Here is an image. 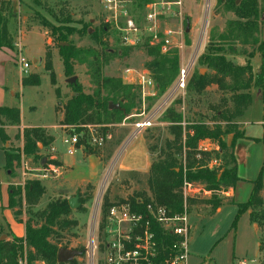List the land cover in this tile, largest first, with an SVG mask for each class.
<instances>
[{
	"label": "rangeland",
	"instance_id": "374dc122",
	"mask_svg": "<svg viewBox=\"0 0 264 264\" xmlns=\"http://www.w3.org/2000/svg\"><path fill=\"white\" fill-rule=\"evenodd\" d=\"M239 1L237 0L238 3ZM17 2L16 10L14 8L16 20L12 18L10 21L11 32L14 34L15 44H21L22 54L30 63L29 74H39L41 83L22 85L20 69L16 62L18 51L15 48L14 73L12 84L9 85L8 99L21 111L19 125L42 127L54 140L47 146L38 142L37 154H24V141L20 136L22 128L5 122V127L7 125L10 127L9 133L5 132L7 141L4 142L0 137V204L6 201L8 204L9 193L5 184L10 181H14L12 185L16 187H24L28 181L38 179L46 189L38 208L45 207L51 200L63 199V196H68L65 198L69 202L79 195L78 208L70 207L71 212L67 216V219L77 221V225L71 230L59 231L54 241L60 248L82 251L80 256L73 258L77 264H92L93 255L90 254L92 243L98 246L102 240L98 223L100 224L104 195L108 194L107 197L111 201L118 202L120 199L126 201L138 193L150 194L147 185L150 167L153 161L159 158L160 148L167 140L173 139L169 131V127L175 123L172 120L173 115L180 117L176 124L182 128L184 148L181 159L185 171L189 151L186 146L187 136L194 135L190 127L197 123H204L210 127L216 124L225 126V122H221L217 114L223 110L224 99H229L230 93H224L215 83L200 92L190 90L188 86L184 92L172 93L176 80L166 93H160L159 84L155 79L156 70L150 67L152 62L158 61L160 56L172 59L173 55L178 54L179 70L183 64L192 62L189 76L191 81L198 72L202 75L213 72L200 63L202 55L210 45H213L224 49L227 59L242 65L247 61V56H244L243 52L249 54L255 51L256 56L252 59L253 70L256 72L263 66L264 77V57H261L258 51V44L264 39V16L262 15L263 32L257 34L256 44L245 45L236 41H221V35L227 32L229 21L236 16L228 11L220 0H136L138 7L139 3L146 5L157 3L155 26L158 38L152 40L145 34L139 46L126 47L121 43L116 26L104 21V11L99 0H17ZM177 2L180 4H176ZM138 7L134 8V13L144 21L148 9L140 10L141 6L140 9ZM68 17L72 21L70 26L75 28L76 32L82 31L84 27L88 28L87 34L79 35L75 32L69 37L77 48L94 49L101 54H104L106 47L111 51H117L103 66L102 76L131 86L135 95L129 101L119 98L113 102L110 97L109 102L120 103L124 111V105L133 107L123 116L116 114L110 116L108 122L87 126L85 142L79 141L72 154L68 152L70 145L64 141L74 134L70 132V128L59 124L63 105L72 94L68 86L71 82L70 78L64 75L58 46L42 25L44 20L60 25L57 21H66ZM102 24L109 25L107 33L103 35L105 45L93 41L90 37V34L100 29ZM230 44L232 45L229 46ZM164 45L168 50H163ZM156 46L160 47L158 55L150 53ZM33 59H37V62L34 63ZM48 60L52 64L58 86L62 91L60 98L56 93L57 86L51 83L49 71L45 70ZM75 70L76 75L73 77L83 85L84 91L93 92L95 83L86 66L77 63ZM143 74L153 81V86L144 88L140 85L138 77ZM12 90L17 92L14 97ZM250 93L252 102L244 115L236 121L241 124L243 136L235 140L233 134L223 137L228 146L233 145L238 175L241 178L237 188L223 193V205L213 212L211 206L199 203L211 197L210 191L205 192L204 185L195 182L188 191L187 196L197 202L187 205L190 233L186 264H239L241 261L245 264H261L262 251L259 250V245L264 243V230L257 223H252L249 215L251 209L238 217L236 205L237 202L247 200L252 182L259 176L264 165V97L263 93L259 94L256 87H253ZM169 95L171 96L168 97ZM156 110L158 111L152 126L141 131L137 137L131 138L133 122ZM196 149L209 153L221 151L217 143L208 139L199 140ZM6 150L20 155V162H15L9 169L5 167ZM36 157H46L47 162L42 165L43 158L40 160ZM60 163L67 166L68 170ZM221 164V158L214 157L207 165L209 169H219ZM89 197L91 199L87 202L83 201ZM232 198H235V203H228ZM29 209L24 201L21 206L16 207L17 211H21L20 217L24 220L31 217ZM41 210L34 207L31 212ZM2 215L3 210L0 209V221ZM15 221L19 223L16 219ZM0 226L3 227L1 222ZM5 230H7L5 227L0 228L1 239L6 238ZM103 258V253L96 251L94 263L101 264ZM19 264H27L24 250L20 252ZM35 264L46 263L37 261Z\"/></svg>",
	"mask_w": 264,
	"mask_h": 264
},
{
	"label": "trees",
	"instance_id": "16d2710c",
	"mask_svg": "<svg viewBox=\"0 0 264 264\" xmlns=\"http://www.w3.org/2000/svg\"><path fill=\"white\" fill-rule=\"evenodd\" d=\"M220 2L236 16L235 19L229 21L227 32L221 35V41H236L245 45H255L257 34L263 32L264 0H240L239 3L237 0H220ZM0 4V48L8 47L14 49V34L11 32L10 27L11 19L16 17L13 3L12 0H0ZM139 4L141 9L139 8L140 6L137 7L140 10L146 9L145 3ZM57 22L60 25L44 20L42 25L60 50L59 54L63 64L64 75L67 78L75 76V66L78 63L86 66L88 74L95 83V89L91 93H86L83 85L78 80L75 83L68 84L72 94L63 105L62 118L59 122L60 125L70 128V132L78 135L79 141L83 142L86 140L87 126L108 122L109 117L116 114L123 116L133 107L132 105H124L125 111L124 109L110 110V97H112L113 102H116L119 98L129 101L135 95L131 86L102 76L103 66L110 56L117 51H111L106 47L104 54H101L94 49H79L69 40V37L76 32L75 28L70 26L72 23L70 17L66 21L58 20ZM108 28V24H102L100 29L90 34V37L93 41L105 45L103 35L107 33ZM87 29V27H84L82 31L76 33L79 35L87 34ZM159 49L160 47L156 46L150 50V53L158 55ZM258 51L260 56L264 57V39L258 44ZM243 55L247 56V61L244 65L227 59L225 50L213 45H210L204 55H202L200 58L201 65L212 69L213 72L204 75L198 72L192 77L191 81H188L187 88L189 86L190 90L200 92L208 85L215 83L224 93H230L229 99H224L223 110H220L221 113L217 114L218 119L221 122H225V126L216 124L210 127L204 123H197L190 127L193 129L194 135L187 136L186 146L189 151L187 152V169L185 171L181 159L184 148L182 128L176 124L180 117L173 115L172 120L175 123L169 127L173 139L167 140L164 146L160 148L159 158L153 161L150 167L147 179L150 194L142 192L127 199L134 210L145 211L148 204L156 203L168 208L173 214L183 213L185 205L183 183L185 180L189 183H200L204 185L206 191H210L211 197L199 203L211 206L212 212L223 205V193L237 188L241 178L238 175L237 162L232 150L233 145L231 147L228 146L223 137L233 134L235 140V138L243 136L236 122L237 118L244 115L252 102L250 90L256 87L263 91L264 86L263 66L260 67L259 72H254L253 70L252 59L256 56L255 51L249 54L243 52ZM172 57V59H167L165 56H160V59L152 62L150 66L156 70L155 79L159 84L160 93L163 94L173 85L179 73L178 54ZM45 70L49 71L51 83L57 86L56 93L60 98L62 91L60 86H58L55 72L49 60L46 61ZM21 83L23 86L40 85L41 77L39 74H28L22 77ZM5 122L19 125L21 123L20 109L18 107H0V137L4 142L7 141V135L3 129ZM20 136L24 141L23 153L27 155L39 152L37 148L38 142L47 146L54 140L42 127H25ZM206 139L217 143L221 151L213 153L198 151L196 143L199 140ZM5 152V167L7 169L13 167L15 162H20V155L15 154L11 150H6ZM214 157L222 160L219 169L208 168V161ZM36 158L41 160L43 157ZM45 192L44 185L38 179L28 181L24 187H16L12 184L8 186L9 199L7 208L13 212L18 222L24 224L25 235L18 237L13 234L9 229L5 216L2 215L0 222L3 227L0 226V228L3 229L5 227L7 230L4 231L5 239H1L0 235V264H19L20 252L23 250L26 253L27 264H35L37 261H42L46 264L58 263L57 255L61 248L54 239L58 237L59 231L73 229L77 225V221L67 219L71 212L67 198L51 200L41 211L32 213V208L38 205ZM263 193L264 165L259 176L252 182L247 200L236 203L238 217L251 209L252 212L249 215L252 223H257L264 230ZM107 196L108 194L104 195L101 204V216L103 219H105L109 208L117 202L111 201ZM16 197L18 198L16 199ZM188 198L186 200L187 205L197 202L194 198ZM89 199L91 197L85 198L83 201L87 202ZM23 201L30 208L29 214H31V217L26 220L20 217L21 211L16 210V207L21 206ZM123 201L125 199L118 200V202ZM228 203H235V200L233 198L229 199ZM3 208L0 206L1 210ZM102 227L103 223L100 224V228ZM155 230L158 242V256L155 258L154 263L166 264L165 260L173 253L172 244L178 240V237L165 232L160 226H156ZM259 250L262 251L261 264H264V243L261 246L259 245ZM83 254H85L84 251ZM69 263L77 264V261L72 260Z\"/></svg>",
	"mask_w": 264,
	"mask_h": 264
},
{
	"label": "built area",
	"instance_id": "2783aa9c",
	"mask_svg": "<svg viewBox=\"0 0 264 264\" xmlns=\"http://www.w3.org/2000/svg\"><path fill=\"white\" fill-rule=\"evenodd\" d=\"M99 2L104 11V21L116 26L123 45L137 47L143 42L145 34L151 37L152 40H157L158 32L155 26L157 18L155 7H157V3L146 5L148 14L143 21L134 13V8L137 9L136 0H99ZM176 4L180 3L177 2ZM15 47L18 51L17 65L22 75H28L30 63L22 54L21 44L17 43ZM163 50H168V47L164 45ZM191 69V61L180 67L172 93L185 91ZM138 78L142 87L153 86V81L147 75H139ZM157 111H153L139 121L133 122V132L130 137H137L141 131L151 127ZM143 115L144 113L141 114V116ZM64 142L70 145L68 152L72 154L79 142V136L75 134ZM193 184L186 180L183 183L185 205L181 214H173L168 208L156 203L148 204L145 211L134 210L128 200L114 203L109 208L105 219L100 216V224L103 223V227L100 228L98 223V229L101 231L102 240L98 246L94 242L92 243L90 249V254L93 255L92 264L98 250L99 253L102 252L104 255L103 262L100 261L101 264H155L154 260L158 256L156 226H160L165 232L178 237V240L172 244L173 253L165 260V263L186 264L189 255L188 238L190 233L186 200L188 191L194 186ZM239 264H245V262L241 261Z\"/></svg>",
	"mask_w": 264,
	"mask_h": 264
},
{
	"label": "crops",
	"instance_id": "0c3cea01",
	"mask_svg": "<svg viewBox=\"0 0 264 264\" xmlns=\"http://www.w3.org/2000/svg\"><path fill=\"white\" fill-rule=\"evenodd\" d=\"M12 3H13V7L16 10V6H17V3H18L17 0H12ZM14 19L16 20V17ZM15 48L14 49H11V48H8V47L0 48V107H2V106L15 107V106H13V104H11V102L8 99V94H9V90H10V86L9 85L12 84V74L14 73L13 65L15 64V59H14L15 58ZM258 71H256V72H258ZM19 74H20V82H21V79H22L23 75H22L20 70H19ZM258 91H259V94L263 93V97H264V86H263V91L261 89H258ZM16 93L17 92L15 90H12V96L13 97L16 95ZM263 123H264V121H263ZM238 125H239V130L243 133V131L240 129V125L241 124L239 123ZM0 127H1V124H0ZM9 127H10V125H7L6 127L4 125L3 126V128H5L4 131L9 133L8 132V128ZM18 127L20 129L22 128V130H23V128H25L26 126L21 124ZM18 131H19V129H18ZM21 133H22V131H21ZM62 166L65 168V170H68V167L65 166L64 164ZM13 182L14 181H10V183H7L5 185H7V187H8L9 185L13 184ZM249 193H250V191H249ZM235 196H236V191H235ZM63 197L65 198V197H68V196H63ZM8 199H9V195H8ZM6 202L5 203L1 202L0 206L5 205ZM7 205L8 204L3 206L4 207L3 208V215H5L7 223L9 225V229L16 236L23 237L25 235V226H24L23 223H21V222L17 223L15 221V217L13 215V212L10 209L7 208ZM35 207L37 208V210L45 208V207L38 208V205L35 206Z\"/></svg>",
	"mask_w": 264,
	"mask_h": 264
},
{
	"label": "water",
	"instance_id": "95a60500",
	"mask_svg": "<svg viewBox=\"0 0 264 264\" xmlns=\"http://www.w3.org/2000/svg\"><path fill=\"white\" fill-rule=\"evenodd\" d=\"M264 16V15H263ZM200 44L198 46V50H199ZM197 50V52H198ZM33 62L36 63L37 59H33ZM69 81L71 83H75L76 82V78L72 77L69 79ZM109 109H119V110H123V108L121 107L120 103L114 104L112 101L109 102ZM47 162V158L44 157L41 161V164H45ZM79 198V195H76L74 198L69 200V205L71 208H78L79 204L77 203V200ZM100 200V198H99ZM82 254V251H79L77 249H67V248H61L58 251V255H57V262L58 263H69L73 260V258L80 256Z\"/></svg>",
	"mask_w": 264,
	"mask_h": 264
}]
</instances>
